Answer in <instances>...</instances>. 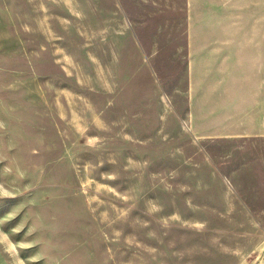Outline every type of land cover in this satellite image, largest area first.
Instances as JSON below:
<instances>
[{"label": "rangeland", "instance_id": "1", "mask_svg": "<svg viewBox=\"0 0 264 264\" xmlns=\"http://www.w3.org/2000/svg\"><path fill=\"white\" fill-rule=\"evenodd\" d=\"M111 2L0 0V264H264V60L192 92Z\"/></svg>", "mask_w": 264, "mask_h": 264}, {"label": "crops", "instance_id": "2", "mask_svg": "<svg viewBox=\"0 0 264 264\" xmlns=\"http://www.w3.org/2000/svg\"><path fill=\"white\" fill-rule=\"evenodd\" d=\"M111 1L101 7L116 16L121 45L137 38L150 75H188L192 92L264 60V0Z\"/></svg>", "mask_w": 264, "mask_h": 264}]
</instances>
